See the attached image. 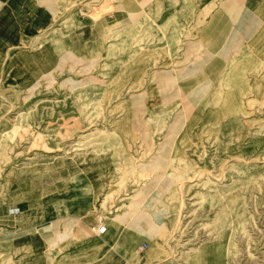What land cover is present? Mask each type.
I'll use <instances>...</instances> for the list:
<instances>
[{
  "label": "rangeland",
  "instance_id": "374dc122",
  "mask_svg": "<svg viewBox=\"0 0 264 264\" xmlns=\"http://www.w3.org/2000/svg\"><path fill=\"white\" fill-rule=\"evenodd\" d=\"M108 5V0L85 2L87 18L98 19ZM189 5L184 13L170 14L154 3L135 26L110 27L87 41L88 50L102 57L88 81L64 84L58 74L55 83L30 91L32 81L19 86L11 71L0 77V197L12 167L44 174L50 170L46 166L54 163L57 170L58 162L70 160L68 183L62 172L51 178L75 187L85 178L96 188L101 184L91 217L106 220L109 233L99 243L108 240L112 228L116 231L112 245L100 247L104 256L115 247L128 256L127 264H264V31L234 52L207 98L185 115L167 173L172 189L161 204L169 212L166 229L141 251L137 240L144 237L113 218L153 176L138 169L140 135L132 125L133 107L143 95L153 102L154 70L172 64L200 23L188 13ZM62 16H54L33 40L35 48L52 52L54 62L67 47L62 38L72 31ZM28 197L39 201L34 192ZM64 201L50 203L57 208ZM21 217L7 222L13 225ZM27 254L21 249L18 262L12 245H3L0 264H24Z\"/></svg>",
  "mask_w": 264,
  "mask_h": 264
},
{
  "label": "crops",
  "instance_id": "0c3cea01",
  "mask_svg": "<svg viewBox=\"0 0 264 264\" xmlns=\"http://www.w3.org/2000/svg\"><path fill=\"white\" fill-rule=\"evenodd\" d=\"M90 1L0 0V77L11 71L15 78L10 79L19 86L32 81L27 87L30 91L43 82L55 83L58 74L64 84L88 81L102 57L88 50L87 41L100 38L110 27L120 30L135 26L154 3L171 9L170 14L174 9L181 14L190 1L188 13H194L193 19L199 18L200 23L185 39L172 64L154 70L153 102L143 95L133 107L132 125L140 135L138 169L153 176L146 185L137 187L125 208L113 217L144 237L138 238L140 245H148L167 227L169 212L161 204L172 189L167 173L173 147L185 126V115L207 98L234 52L264 31V0H108L107 11L94 21L86 16L85 2ZM76 3L80 5L74 7ZM60 14H64V27L72 31L62 38L60 44L67 47L55 54L54 62L52 52L44 47L35 48L33 40L38 30L47 28L56 20L54 16ZM23 42L28 44L27 50L22 48ZM170 114L174 117L168 120ZM145 153L149 156L143 158ZM58 163L59 169L53 168V163L45 167L50 170L44 174L14 167L8 171L1 183L0 232L5 235H0V247L11 244L14 257L21 249L28 252L22 258L24 264H127L128 256L116 252L115 247L106 256L100 251L103 244L112 245L108 242L116 232L112 228L108 240L101 244L100 235L94 230L98 225H109L106 220H98L97 214L91 217L101 184L96 188L93 181L85 178L76 187L66 185L72 163ZM60 172L66 183L62 179L53 182L51 176L60 178ZM33 192L39 195L37 204L28 197ZM18 193L23 196L20 201ZM57 198L66 201L56 208L50 202ZM16 216L21 218L9 225L8 217ZM107 233L109 228L102 235ZM78 245L83 247L75 251ZM147 249L148 246L140 250ZM17 257L20 262L21 255Z\"/></svg>",
  "mask_w": 264,
  "mask_h": 264
},
{
  "label": "bare ground",
  "instance_id": "6f19581e",
  "mask_svg": "<svg viewBox=\"0 0 264 264\" xmlns=\"http://www.w3.org/2000/svg\"><path fill=\"white\" fill-rule=\"evenodd\" d=\"M102 227H106L107 229H108V226L107 225H98V226H96L95 228H94V230H95V232H96V234L97 235H102V234H100L99 233V230L102 228ZM147 247H142L141 248V250H144V249H146Z\"/></svg>",
  "mask_w": 264,
  "mask_h": 264
},
{
  "label": "built area",
  "instance_id": "2783aa9c",
  "mask_svg": "<svg viewBox=\"0 0 264 264\" xmlns=\"http://www.w3.org/2000/svg\"><path fill=\"white\" fill-rule=\"evenodd\" d=\"M106 230H107L106 227H102V228L99 230V233H100V234H105ZM142 247H147V245L144 244Z\"/></svg>",
  "mask_w": 264,
  "mask_h": 264
}]
</instances>
